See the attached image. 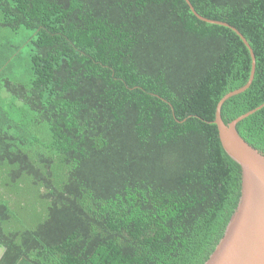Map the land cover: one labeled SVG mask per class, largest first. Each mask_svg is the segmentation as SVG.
<instances>
[{
  "label": "trees",
  "instance_id": "16d2710c",
  "mask_svg": "<svg viewBox=\"0 0 264 264\" xmlns=\"http://www.w3.org/2000/svg\"><path fill=\"white\" fill-rule=\"evenodd\" d=\"M0 0V264H206L240 203L219 137L264 104V0ZM237 130L264 154V107Z\"/></svg>",
  "mask_w": 264,
  "mask_h": 264
},
{
  "label": "water",
  "instance_id": "95a60500",
  "mask_svg": "<svg viewBox=\"0 0 264 264\" xmlns=\"http://www.w3.org/2000/svg\"><path fill=\"white\" fill-rule=\"evenodd\" d=\"M191 10L201 21L234 30L249 48L253 60L249 82L227 94L217 106L214 123L218 127L222 146L242 168V194L224 238L206 264H264V154L249 145L237 130L241 121L262 109L264 104L227 125L221 116L224 103L251 86L256 72V58L248 41L237 29L200 16L192 6Z\"/></svg>",
  "mask_w": 264,
  "mask_h": 264
},
{
  "label": "rangeland",
  "instance_id": "374dc122",
  "mask_svg": "<svg viewBox=\"0 0 264 264\" xmlns=\"http://www.w3.org/2000/svg\"><path fill=\"white\" fill-rule=\"evenodd\" d=\"M1 251H2V250L0 249V256H1Z\"/></svg>",
  "mask_w": 264,
  "mask_h": 264
},
{
  "label": "crops",
  "instance_id": "0c3cea01",
  "mask_svg": "<svg viewBox=\"0 0 264 264\" xmlns=\"http://www.w3.org/2000/svg\"><path fill=\"white\" fill-rule=\"evenodd\" d=\"M1 255H2V251H1ZM1 257V256H0Z\"/></svg>",
  "mask_w": 264,
  "mask_h": 264
}]
</instances>
